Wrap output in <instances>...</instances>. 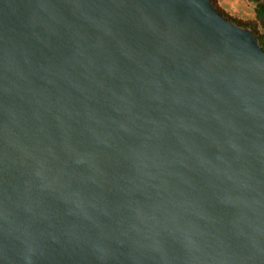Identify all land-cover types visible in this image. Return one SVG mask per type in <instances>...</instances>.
Listing matches in <instances>:
<instances>
[{
    "label": "water",
    "instance_id": "obj_1",
    "mask_svg": "<svg viewBox=\"0 0 264 264\" xmlns=\"http://www.w3.org/2000/svg\"><path fill=\"white\" fill-rule=\"evenodd\" d=\"M0 264H264V52L211 0H0Z\"/></svg>",
    "mask_w": 264,
    "mask_h": 264
},
{
    "label": "trees",
    "instance_id": "obj_2",
    "mask_svg": "<svg viewBox=\"0 0 264 264\" xmlns=\"http://www.w3.org/2000/svg\"><path fill=\"white\" fill-rule=\"evenodd\" d=\"M249 1L254 6L253 8L254 17L252 19L243 21L228 15L226 12H224L221 8L218 7L216 0H211L215 9L223 17H225L235 25L249 29L258 40V44L264 52V0H249Z\"/></svg>",
    "mask_w": 264,
    "mask_h": 264
},
{
    "label": "rangeland",
    "instance_id": "obj_3",
    "mask_svg": "<svg viewBox=\"0 0 264 264\" xmlns=\"http://www.w3.org/2000/svg\"><path fill=\"white\" fill-rule=\"evenodd\" d=\"M216 3L224 12L237 19L245 21L254 17V6L249 0H216Z\"/></svg>",
    "mask_w": 264,
    "mask_h": 264
}]
</instances>
